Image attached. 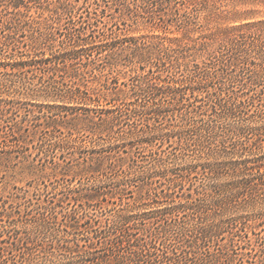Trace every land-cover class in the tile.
<instances>
[{
  "label": "trees",
  "instance_id": "obj_1",
  "mask_svg": "<svg viewBox=\"0 0 264 264\" xmlns=\"http://www.w3.org/2000/svg\"><path fill=\"white\" fill-rule=\"evenodd\" d=\"M72 1L0 0V18L4 19L3 23L0 22L2 23L0 32L9 31L3 36L5 40L1 45L7 47L13 44L10 47L11 51H5L3 47L0 49V73L3 75L0 79V122L6 123L2 126L7 131L5 138L13 140L14 146H17L27 142V139L35 136L39 131L23 127V122L10 120L16 112L14 109L16 95L54 98L65 103L41 104L43 106L41 108L72 113L70 118L67 114H50L43 128L51 127L53 130L51 132H58L59 136L53 142L42 140L40 147L43 152L56 149L77 155L71 163L53 162L50 173L54 176L60 175L59 180L64 183L71 182L63 186L65 199L74 201L84 210L83 222L79 221L81 214L74 208L60 212L59 216L54 206H40L36 209V215L32 216L33 209L30 208L32 201L26 199L24 194L16 195L15 197L20 200L15 208L16 213L20 215V207L22 203H26L28 205L25 206L21 216H25L27 220L31 216L35 222L31 230L25 231L13 228L10 224L1 226L8 234L7 239H0V264L43 262V256L39 255L37 246H41L44 250L48 248L62 250L65 258L52 262H66L63 264L72 262L203 264L206 261L215 263L222 260L231 264L239 261L237 256L232 257L228 253L219 255L218 252L209 256L206 255L207 251L204 253L202 250H207L208 246L213 245L218 247L217 249L227 248L228 252L238 246L236 237L246 246L252 244L254 246L261 239L256 237L252 240L247 229L263 223L264 210L259 217L243 214L225 219L223 213L220 215L221 211L225 212L230 207H234L232 201L237 200L232 199H240L245 207H250L252 211L258 204L261 206L264 204V197L260 199L256 197L258 191L264 189V145L261 144V139L247 144L248 132L244 133L241 128L235 127V131L227 130L229 132L225 137L233 136L232 145L236 148L232 150L237 154L236 160L214 162L216 153L213 151L215 154L210 152L211 159L207 154L203 164L194 160L191 165L174 169L168 168V154L163 157L161 152H155L153 154L156 158L151 160L150 167L138 170L140 149L134 147L133 151L127 150L117 142L124 137L132 138L136 133L137 128L129 126L128 122L131 116H136L138 113L153 114L155 118H162L170 111L173 116L180 117L183 121L184 114L174 115L176 114L174 111L191 107L183 100L184 80H179L168 69L165 70V74L153 71L151 63L155 61L164 64L170 60L171 63L174 61V66L186 68L189 64L186 54L190 46L181 39L166 38L167 44H164L160 41H152L158 36L129 37L122 33L104 40L89 39L83 31L85 26L94 22L86 23L80 21L81 16H77V19L69 16L68 12L75 10ZM190 2L191 5L199 2L201 5L199 10H203L207 0ZM178 3L177 0L152 1L151 4L159 12L163 11V14L159 15L157 23L150 24L146 29L166 34L171 33L170 27L176 31L184 30L189 26L194 27L197 13L180 14ZM236 6L237 4L234 5ZM32 10L38 14L37 19L32 16ZM248 15L249 12L237 11H234L230 17L215 12L209 13V19L215 20L216 26L225 21L239 23L229 28H222L221 24L211 36L224 35L232 44L241 37L239 31L251 27L264 28V21L241 24ZM64 20L67 26H73L74 30L69 29L65 42L56 47L50 43V33L46 31L51 29L56 21L59 23ZM77 26V30L81 33L75 34ZM15 32L28 38L26 53L17 50L16 41L13 40ZM256 49H241L239 51L242 53L241 58L233 60L232 64L243 63L245 68L264 65V46L261 52L259 48ZM103 52L108 58L107 67L111 70L112 76L103 72L106 69L98 70L96 66H92L95 62L90 57ZM83 58H86L84 70L78 66ZM125 63L131 67L134 74L130 77L131 84H128V91L121 89L119 83ZM148 65L149 68L144 73H137L140 70L144 71ZM35 70L39 71V76L32 73ZM96 71L98 72L95 73ZM59 74L61 78L57 79L54 75ZM86 74H92L91 82L86 79ZM45 76L47 79H42ZM36 77L38 84L30 81ZM87 83H95V87L91 89ZM122 85L126 86L125 83ZM194 89L197 88L191 90ZM136 90L152 93L156 98L143 105L144 109L140 110V105L133 100ZM2 94L5 95V99L1 98ZM231 100L232 97L228 100L216 97L214 101L211 100L213 105H210L213 117L200 120L199 124L179 125L177 132L171 130L167 136L181 138L183 134L186 137L188 132H194L195 143L202 149L199 160H204L202 159L205 153L204 141L216 135L214 133L219 128L216 120L228 117L244 108V100H238L236 103ZM66 103L83 105V108L67 106ZM34 126L36 128L37 124ZM62 127L67 129L66 132L61 131ZM123 127L127 129L122 130ZM41 131L45 132L44 129ZM89 134L92 137L88 140ZM98 146L99 148L96 149L95 147ZM219 164H221L220 168ZM198 167H202L204 180L205 178L208 180L212 174L217 176L221 169L230 181L222 186L223 189L213 186L208 190V185L203 182L192 188L194 183L190 181V176L194 173L198 174L196 171ZM135 177L137 179L141 177L143 180L140 181L143 182L132 183ZM110 184H113V187L107 190ZM161 184H164V188ZM187 184L188 192L184 194L183 189ZM36 192L35 196L42 194L40 189ZM225 192H233V194L228 198L221 197L220 194L223 193L224 196ZM128 199L134 202L131 203ZM104 203L112 205L111 208L104 207ZM93 206L98 207L101 215L105 216L103 220L91 217L85 211V208L90 209ZM5 212L3 205L0 206V218ZM250 221H254L255 225L250 224ZM225 232L228 238L222 244L221 236ZM250 232L253 233L252 230ZM3 233L4 230H0V238ZM22 233L25 235L22 236ZM71 236L74 237L73 240H69ZM81 246L85 249H80ZM45 256L50 260L54 257L53 254ZM194 258L197 262L193 261Z\"/></svg>",
  "mask_w": 264,
  "mask_h": 264
},
{
  "label": "rangeland",
  "instance_id": "obj_2",
  "mask_svg": "<svg viewBox=\"0 0 264 264\" xmlns=\"http://www.w3.org/2000/svg\"><path fill=\"white\" fill-rule=\"evenodd\" d=\"M152 1L155 0H73L72 4L75 10L68 12V14H70L69 16H72V18L77 19V16H81L80 21L86 23L94 22L92 25L85 26V30L81 31L86 33L89 39L95 41L111 38L122 33L129 37L152 38L158 36L157 38L152 39V41H160L164 44H167L166 38L181 39L182 42L188 43L190 46V49L186 54L188 55L187 61L189 63L186 68L184 66H174V61L171 63L170 60H167L164 64H159L155 61L151 63L153 71L159 74H165V70L168 69V71L175 75L179 80H184V88L182 90L185 95H183V100L185 104H190L191 107L186 109L180 108L179 110L174 111L176 113L174 115L178 114L180 116L181 113L184 114L183 121H181L180 117L173 116L170 111L162 118H155L153 114L138 113L136 116H131L128 122L129 126L131 125L137 128L136 133L132 138L124 137L117 143H119L120 146H124L127 150L129 149L133 151L135 150L134 147L140 149L141 156L138 158L137 162L139 167L138 170L142 168L144 169V167H150L151 160L156 158L153 154L155 152H161L163 157L168 154L169 157L167 161L170 166H168V168L174 169H181L185 165H191L194 160L203 164L205 163L207 154H209L208 158H210V152H212V154L216 153L214 156V162L223 163L230 161L231 159L236 160L238 158L237 154L232 150L233 148H236L235 145H232L233 136L229 135L227 138L225 137L228 134L227 132H229L227 130L233 129L235 131V127L241 128L244 133L248 132L247 144L253 143V141L260 138L261 144L264 145V65L245 68L243 63L232 64L233 60H236L239 57L241 58L242 53L239 52L241 49L259 48V51L261 52L264 46V28H245L239 31L241 37L237 39L238 41L231 44V42L228 41L229 39L224 35H217L214 37L211 36V34L214 33L216 28L221 24L222 28H229L231 26L239 25V23H227V21H225L224 23L220 22V25L216 26L215 20H210L208 17V14L212 12L219 13L221 16L225 15L230 17L234 11H237L239 13L249 12L248 17H245V19L241 21V24L264 21V0H207L203 10H199L201 8L199 2L191 5V0H177L179 2L178 4H180L177 5L180 14L185 12L197 13V22L194 27L189 26V28H185L184 30L179 29V31L170 27L171 33L168 32L166 34L158 31L152 32L150 29H146L150 24L157 23L159 15L163 14V11L159 12L153 5L155 3L151 4ZM235 4H237L236 7H234ZM31 14L37 19L38 14L36 11L32 10ZM3 20L4 19L0 18V22L2 21L3 23ZM57 22L58 21L53 24L51 29L46 31L50 33V43L56 47L65 42L66 34H68L69 29L70 31L71 29L72 31L74 30L73 26H67L65 20L59 23ZM33 26H35V24H33ZM75 28V34L81 33L77 30L78 26ZM12 29L14 30V28ZM8 33L9 31L0 32V49L3 47L5 48V51H11L10 47L13 45L7 47L1 45L5 40L3 36ZM15 33L16 34L13 35V40L16 41L17 50L26 53L29 44L28 38L24 37V35L17 34V32ZM233 36L234 35H231V37ZM104 54L105 53L103 52L102 54L90 57V59L93 58L95 62L92 66H96L98 70L104 68L106 70L103 72L107 73L108 76H112L111 70L107 67L108 58H106ZM82 60L83 61L79 62L80 64L78 66L84 70V62H86V58H83ZM125 64L126 66L122 68L119 83H121V89L128 91V86L131 84L130 77L134 74L131 67L127 65V63ZM148 68L149 65L144 68V71L140 70L137 71V73H144ZM97 72L98 71L95 73ZM32 73L38 76L40 75L39 71L36 70ZM60 75L61 74L54 76L57 77V79H60ZM86 75V79L91 82L93 80V77L91 76L92 74ZM1 78H3V75L0 73V79ZM42 79L46 80L47 76L42 77ZM30 81L37 84L39 83L37 77ZM124 83L126 86L122 85ZM87 84L91 89L95 87V83ZM193 88L197 89L192 91L191 89ZM1 91L4 90L1 89ZM2 95L3 97L1 98L5 99V95ZM218 96L225 100L231 99L232 97L231 102L233 103H236L238 100H244V108L240 111L237 110L233 112L234 114H231L228 117L221 118L220 120L217 119L219 121L216 120V124L219 125V128H216L217 132L214 133L216 134L215 136L212 135L208 140L204 141L205 149L203 151L205 153L202 155V159L204 160H199V158H201L200 152L202 149L198 148L195 143L194 132H188L186 137L183 134L181 138L177 136H167V134L171 133V130L177 132V128L181 125L184 126V124L190 123L199 124L200 120L213 117L210 110V105H213L211 100L214 101ZM155 98V95L152 93L138 92V90L135 91L133 96L135 103L140 105V110L144 109L143 105L145 106V104L153 101ZM41 104L63 105L65 103L54 98H34L26 95H16L14 97V109L16 112L15 115L13 114L11 116L13 119L11 118L10 120L12 122L16 120L18 122H23V127H27L30 130L38 129L40 131H38V133L32 138L27 139V142L14 146L13 140L5 138V136H7V131L6 128H3L2 126H5L6 123L0 122V206L3 205V208L6 210L5 214L0 218V230H4L5 232L3 233V236L1 235V240L7 239L8 234L4 228H1V226L5 227L10 224L13 228H20V230L23 231L31 230L33 228L35 222L33 217L30 216L27 220L25 216H21L23 214L22 211L28 204L22 203V206L20 207L21 214L18 215V213H16L17 211L15 208L17 203L20 202V200L15 197L18 194H24L26 199L32 201V206L30 207L33 209L31 212L32 216L36 215V209L40 206H54L56 212H59V216L61 215L60 212L74 208L82 216H79V221H84L82 215L84 210L76 205L74 201H68L65 199L63 186L68 183L70 184L71 182L64 183L62 180H59L60 175L54 176L50 173L53 162L60 164H64L65 162L71 163L73 159H76L77 155L66 151H58L56 149L43 152L40 147L42 140L45 142H53L57 140V137L59 136L58 132H51V127L48 129L43 128L50 114H67L69 117L72 112H64L57 109L48 110L47 108H41L43 107ZM66 105L73 107L83 106L73 103H66ZM87 107L91 108V106ZM190 109L191 112H189ZM35 124H37L36 128L34 126ZM39 124L41 125L39 126ZM43 129L45 132L41 131ZM126 129L127 127H123L122 130ZM66 130L67 129L64 127L61 128V131L63 132H66ZM90 137L92 136L89 134L88 140ZM95 148L98 149L99 146ZM213 151H215V153H213ZM220 166L221 164H219V168ZM196 171L198 174L194 173L190 176V181L192 180L194 183L192 188H195V186H198L203 182L208 185V190L213 188V186L215 188L220 187L219 189H223L222 186L227 185L230 181L229 177H227L221 169L217 176L212 174V177L210 176L208 180L206 178L204 180L202 167H198ZM133 180L134 181L131 182L135 184L143 182L140 181L143 180L141 177H139V179L135 177ZM73 184H77V182H73ZM188 184L185 189H183L184 194H187L188 192V189H186L188 188ZM161 186L164 188V184H161ZM111 187H113V184H110L107 190ZM37 189H40V193H42L40 196L34 195ZM231 194H233V192H225L224 196L223 193H221L220 196L228 198ZM256 197L259 199L263 198L264 189H260L256 194ZM232 200H237L232 201L234 207H230L225 212L221 211L220 213V215L223 213L222 216L225 219L229 217L243 216V214H250L249 216L259 217L261 211L264 210V204L262 205L263 207L258 204L255 207L256 209L252 211L250 207H245L240 199ZM4 201L6 203L3 204ZM128 201L131 203L134 202L132 199H128ZM164 203L166 205V202ZM103 206L111 208L112 205L104 203ZM85 211L88 212L89 216L94 218L103 220L105 217L104 215H101L100 210L95 206L90 209L85 208ZM250 224L253 226L255 225L254 221H250ZM247 230L252 240H255L256 237L259 239L261 238L254 246L253 244L251 246H246L236 237L235 240L237 241L238 246H235L231 251L227 252V248H224L225 250H223V248L217 249L218 247L210 245L207 247V250H202V252L205 253V251H207L206 255L209 256L210 254H217L218 252L219 255H227L228 253L232 257L237 256V258L240 259L231 264H264V221L261 225L251 227ZM250 230L255 234L251 233ZM24 235L25 233H22V236ZM227 235L226 232L222 234V244L226 242L228 238ZM73 238L74 237L71 236L69 237V240H73ZM81 244L84 243L81 242ZM80 249L83 250L85 247L81 246ZM37 250L39 255L43 256V262H36L38 264L66 263L52 262L53 260L65 258L62 250L56 251L53 248L44 250L41 246H37ZM50 254H53L54 256L51 260L47 259L45 256ZM193 261L197 262V259L194 258ZM15 263L21 264L23 262ZM10 264H12V262H10ZM71 264H80V262H72ZM203 264H228V262L223 260L215 263L206 261Z\"/></svg>",
  "mask_w": 264,
  "mask_h": 264
}]
</instances>
